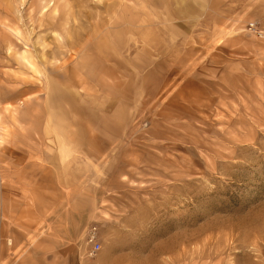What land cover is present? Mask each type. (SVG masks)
Segmentation results:
<instances>
[{
    "label": "rangeland",
    "instance_id": "obj_1",
    "mask_svg": "<svg viewBox=\"0 0 264 264\" xmlns=\"http://www.w3.org/2000/svg\"><path fill=\"white\" fill-rule=\"evenodd\" d=\"M164 4L0 0V111L73 153L8 174L0 264H264V33L178 39Z\"/></svg>",
    "mask_w": 264,
    "mask_h": 264
},
{
    "label": "crops",
    "instance_id": "obj_2",
    "mask_svg": "<svg viewBox=\"0 0 264 264\" xmlns=\"http://www.w3.org/2000/svg\"><path fill=\"white\" fill-rule=\"evenodd\" d=\"M152 9L153 11L155 9L160 11L159 7L155 8V4ZM161 9L167 14L165 26L176 30L178 39H213L214 41L220 39H247L248 37L241 34L240 30L242 27H248L254 22L257 23L258 30L264 33V0H165V4ZM172 38L175 39V36L172 35ZM0 116V236L6 235L8 237L6 239L8 243L5 246L6 250H10L8 246L11 245L14 234L12 231L9 232V229L7 230L4 222L14 221L16 202L6 189L8 174L15 169H20L16 165H19L17 162L21 158L33 159L36 164L45 167L54 166L53 163L58 160L59 156L63 158L68 152L73 153L72 146L68 148L65 143L68 139L66 136L69 134L64 133L59 124H57V129L54 131V140L57 147L52 151L47 146L46 130L49 122L46 119L39 122L42 131H38L34 125L37 120L36 117H27L26 115L24 121L21 117H15L13 120L2 111H0ZM12 120L22 126L16 128ZM11 129L13 130L11 131ZM72 132L71 134H73ZM17 139L30 143L38 153L32 157L30 156V149H27V147L26 152L21 151L18 149L20 145L16 142ZM28 162L30 160L22 166H26ZM87 228L83 229L81 236L79 235V240L83 239L82 241L85 242ZM58 246V251L61 253V261L58 264H62V261L63 264H67L70 258L66 261V256L73 255V252L78 250L74 246V242L63 243ZM83 251L84 253L88 251L85 244ZM96 263L97 261L91 264Z\"/></svg>",
    "mask_w": 264,
    "mask_h": 264
},
{
    "label": "built area",
    "instance_id": "obj_3",
    "mask_svg": "<svg viewBox=\"0 0 264 264\" xmlns=\"http://www.w3.org/2000/svg\"><path fill=\"white\" fill-rule=\"evenodd\" d=\"M248 31L255 35L258 38H262L263 32L259 31L255 23H251L248 26ZM96 227L90 228L86 233L85 238V246L88 248V251L86 252V255L88 257H93L96 255L97 252H99L101 246L97 239V233H96Z\"/></svg>",
    "mask_w": 264,
    "mask_h": 264
},
{
    "label": "bare ground",
    "instance_id": "obj_4",
    "mask_svg": "<svg viewBox=\"0 0 264 264\" xmlns=\"http://www.w3.org/2000/svg\"><path fill=\"white\" fill-rule=\"evenodd\" d=\"M1 117V116H0ZM0 122H1V118H0Z\"/></svg>",
    "mask_w": 264,
    "mask_h": 264
}]
</instances>
